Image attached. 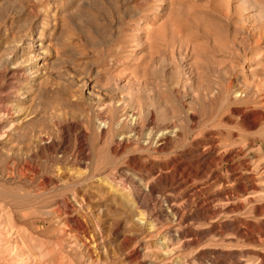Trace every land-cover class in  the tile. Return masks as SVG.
<instances>
[{"label":"rangeland","instance_id":"1","mask_svg":"<svg viewBox=\"0 0 264 264\" xmlns=\"http://www.w3.org/2000/svg\"><path fill=\"white\" fill-rule=\"evenodd\" d=\"M3 106L0 264H264V0H0ZM178 158L204 174L177 190ZM204 203L214 214L186 226Z\"/></svg>","mask_w":264,"mask_h":264},{"label":"bare ground","instance_id":"2","mask_svg":"<svg viewBox=\"0 0 264 264\" xmlns=\"http://www.w3.org/2000/svg\"><path fill=\"white\" fill-rule=\"evenodd\" d=\"M35 1V0H34ZM29 2V1H28ZM32 2V1H31ZM45 2V1H44ZM43 2V3H44ZM41 3V2H40ZM27 4V3H26ZM20 5H22V3H20ZM23 6V5H22ZM44 6V5H43ZM42 6V7H43ZM25 7H26V5H25ZM29 7V6H28ZM15 8V7H14ZM35 9H37V11H38V8L36 7ZM43 9H44V7H43ZM25 10V9H24ZM45 10V9H44ZM22 11V10H21ZM47 11V10H46ZM45 11V12H46ZM19 12V11H18ZM20 13V12H19ZM23 13H24V11H23ZM28 13V12H27ZM46 16V15H45ZM26 17V16H25ZM39 17V16H38ZM34 18V17H33ZM64 18V17H63ZM29 19H31V18H29ZM40 19V18H39ZM57 19V18H56ZM66 20V19H65ZM39 21V20H38ZM57 21V20H56ZM61 23H62V21H60ZM60 24V23H59ZM43 25V24H42ZM59 26V25H58ZM53 27H54V25H53ZM21 28V27H20ZM45 28V27H44ZM23 29V28H22ZM36 29H37V26L35 25V26H33V27H31V29L29 30V34H30V38H31V43H32V46H36L37 48H40V46H41V42L39 41V36H37V37H34V35H35V33H39V31L37 30L36 31ZM20 30V29H19ZM17 31V30H16ZM27 31V30H26ZM44 38V37H43ZM54 40V39H53ZM18 41H20L19 39H18ZM258 41V40H257ZM21 42V41H20ZM26 42V41H25ZM31 43H29L28 45L30 46L31 45ZM49 44V43H48ZM16 45V44H15ZM21 45V44H20ZM51 45V44H50ZM15 47V46H14ZM31 47V46H30ZM51 47H52V45H51ZM27 48V47H26ZM32 48V47H31ZM28 49H30V48H28ZM35 49V48H34ZM24 50V47L22 46V47H19L18 48V51L19 52H22ZM43 50V49H42ZM58 51V50H57ZM31 52V51H30ZM48 52V51H47ZM46 52V53H47ZM59 52V51H58ZM12 53V52H11ZM32 53H34V52H32ZM37 53H39V51L37 52ZM60 53V52H59ZM19 54V53H18ZM17 54V55H18ZM21 54V53H20ZM41 54V53H40ZM32 55V54H31ZM23 56H25V55H23ZM56 56H57V54H56ZM55 56V57H56ZM12 57V56H11ZM33 57V56H32ZM38 57V56H37ZM45 57V56H44ZM59 57V56H58ZM23 58V57H22ZM21 58V59H22ZM26 60V59H25ZM28 60V59H27ZM12 61H13V59H12ZM30 61V60H29ZM31 61H33V60H31ZM50 61V60H49ZM41 62V61H40ZM48 62V61H47ZM16 63H17V61H16ZM50 63V62H49ZM15 64V63H14ZM9 65V64H8ZM44 65V63L42 62L41 64H39L38 63V65L36 64V67H35V71H34V73L36 74V75H38V74H40V72H42L41 71V68H42V66ZM22 66V65H21ZM28 66V65H27ZM18 67V66H17ZM23 67H25V66H23ZM19 68V67H18ZM27 71V70H26ZM46 71H48V70H46ZM29 72V71H28ZM22 75H23V73H22ZM47 76V75H46ZM25 77V76H24ZM37 77V76H36ZM35 78V77H34ZM42 78V77H41ZM59 78V77H58ZM23 79V78H22ZM38 79V78H37ZM58 80V79H57ZM19 81V80H18ZM40 82V81H39ZM59 82V81H58ZM15 85V84H14ZM20 85H21V83H20ZM50 85V84H49ZM23 86V85H22ZM88 86H90V85H88ZM20 87V86H19ZM91 87V86H90ZM17 88V87H16ZM21 88V87H20ZM24 88V87H23ZM30 87H25L24 88V90H23V94H25L26 96H25V98H28V96H30L29 95V93H28V89H29ZM12 90H14V89H12ZM22 91V90H21ZM16 93V92H15ZM18 94H20V92L18 93ZM16 95V94H15ZM99 98V97H98ZM120 98V97H119ZM29 99V98H28ZM57 99V98H56ZM76 99V98H75ZM122 99V98H121ZM120 99V100H121ZM23 100V99H22ZM74 100V99H73ZM94 100V99H93ZM124 101V100H123ZM122 101V102H123ZM107 104H108V102L107 101H105ZM17 103V102H16ZM16 103H14V104H16ZM24 103V102H23ZM22 103V104H23ZM30 103V102H29ZM105 103V104H106ZM19 104V103H18ZM21 104V105H22ZM28 104V103H27ZM100 104H102V103H100ZM104 105V104H103ZM10 107H11V109L10 110H12L13 108H12V106L11 105H9ZM16 106V105H15ZM15 106H13V107H15ZM19 106V105H18ZM96 106L97 105H95V108H96ZM99 106V105H98ZM4 107V106H3ZM111 108V105L110 104H108V105H104L103 106V108H104V110L106 111L108 108ZM5 108V109H4ZM4 108H1L0 109V124H1V122L2 121H4L5 119H6V117L8 118V117H10V115L8 114V111H7V109H6V107H4ZM100 108H101V106H100ZM20 109H21V107H20ZM122 109V108H121ZM15 110H16V108H15ZM16 111H18V110H16ZM53 111V110H52ZM104 111V112H105ZM116 111V110H115ZM11 112H14V111H11ZM62 112V111H61ZM107 112H109V111H107ZM106 112V113H107ZM159 112V111H158ZM27 113V112H26ZM25 113V114H26ZM13 114V113H12ZM15 114V113H14ZM61 114V113H60ZM63 114V113H62ZM104 114V113H103ZM17 115V114H16ZM26 115H29V114H26ZM106 115V114H105ZM108 115V114H107ZM123 115V114H122ZM133 115H134V113H133ZM15 116V115H14ZM24 116V115H23ZM30 116V115H29ZM67 116V115H66ZM136 116H137V114H136ZM176 117H177V115H176ZM18 118V117H17ZM21 118V117H20ZM23 118V117H22ZM25 118V117H24ZM23 118V119H24ZM97 118V117H96ZM126 118V117H125ZM27 119V118H26ZM164 119H165V117H164ZM10 120V119H9ZM14 120V119H13ZM110 120V119H109ZM125 120V119H124ZM173 120H175L174 118H173ZM6 121V120H5ZM107 120H106V118H104V117H99V118H97V126H98V128H99V132L101 133H103V128H105V127H108V125H106L107 124V122H106ZM134 121V120H133ZM138 121V120H137ZM164 121V120H163ZM168 121V120H167ZM26 122V121H25ZM124 122V121H123ZM174 122V121H173ZM13 123V122H12ZM96 123V122H95ZM117 123V122H116ZM127 123V122H126ZM16 124H17V122H16ZM19 124V123H18ZM26 124V123H25ZM24 124V125H25ZM109 124V123H108ZM173 124V123H172ZM10 125V124H9ZM8 125V126H9ZM14 125V123L12 124V126ZM22 125V124H21ZM58 125H61V124H58ZM112 125V124H111ZM117 125V124H116ZM5 126V125H4ZM11 126V125H10ZM62 126V125H61ZM14 127H15V125H14ZM18 127V126H17ZM110 127V126H109ZM108 127V128H109ZM155 127V126H154ZM170 127H171V125H170ZM12 129H13V127H11ZM10 128V129H11ZM57 128V127H56ZM78 128V127H77ZM81 128V127H80ZM111 128V127H110ZM165 128H168L167 126L165 127ZM173 128V129H172ZM16 129V128H15ZM64 129V128H63ZM152 129H153V127H152ZM171 129L172 130H174V132H176V131H178V127L175 125V123L172 125V127H171ZM170 129V130H171ZM3 130V129H2ZM9 130V129H8ZM7 130V131H8ZM14 130V129H13ZM151 130V129H150ZM165 130V129H164ZM167 130V129H166ZM171 130V131H172ZM17 131V130H16ZM154 130H152V131H149L150 133L151 132H153ZM163 131V130H162ZM169 131V130H168ZM15 132V131H14ZM85 132V131H84ZM83 132V133H84ZM161 132V131H160ZM165 132H167V131H165ZM3 133H5V131H3ZM3 133H1V130H0V144H3L5 141H4V137H3V135H6V134H3ZM101 133V134H102ZM133 133V132H132ZM149 133V134H150ZM168 133V132H167ZM170 133V132H169ZM177 133V132H176ZM179 133V132H178ZM3 134V135H2ZM85 134V133H84ZM135 134V133H134ZM149 134H145V135H148L147 136V138L148 137H150V135ZM153 134V133H152ZM83 135V134H82ZM144 135V136H145ZM164 135H165V133L164 132H161V133H159V136H157V137H164ZM33 136V135H32ZM39 136V135H38ZM44 136V135H43ZM127 136V135H126ZM126 136L124 135V136H122L119 140H123L124 138H126ZM137 136V135H136ZM166 136V135H165ZM178 136V135H177ZM34 138H38V137H34ZM49 139H51L50 137H49ZM142 139V138H141ZM171 139V138H170ZM169 139V140H170ZM32 140V139H31ZM39 140V139H38ZM148 141H149V139H147ZM51 141V140H50ZM49 141V142H50ZM7 142V141H6ZM42 142V141H41ZM85 142V141H84ZM123 142V141H122ZM163 142V141H162ZM8 143V142H7ZM6 143V144H7ZM86 144V143H85ZM120 144H122L121 142H120ZM154 144V143H153ZM193 144V143H192ZM4 145V144H3ZM35 145V144H34ZM128 145H129V143H128ZM140 145V144H139ZM2 146V145H1ZM48 146V145H47ZM118 146V145H117ZM119 146H121V145H119ZM125 146V145H124ZM5 147V146H4ZM15 147V146H14ZM204 147V146H203ZM6 148V147H5ZM18 148V147H17ZM30 148V147H29ZM201 148V147H200ZM207 150H210V149H213L214 148V146H213V144H208V146H207ZM2 149H4V148H2ZM16 149V148H15ZM86 149V148H85ZM115 149V148H114ZM204 149H206V147L205 148H203V150ZM17 150H19V148L17 149ZM25 150V152H26V149H24ZM1 151V150H0ZM5 151V150H4ZM81 151V150H80ZM83 151V150H82ZM205 151V150H204ZM214 151V150H213ZM3 152V151H2ZM115 152V151H114ZM211 152V151H210ZM230 152V151H229ZM11 153V152H10ZM15 153H16V151H15ZM28 153H29V151H28ZM201 154L203 153V152H200ZM12 154H13V152H12ZM16 154H18V153H16ZM30 154H28V156H29ZM183 155V154H182ZM207 155H208V153H207ZM220 155H222V154H220ZM24 156V155H23ZM84 156V155H83ZM197 156H199V155H197ZM30 157H32V156H30ZM37 157V156H36ZM74 157V156H73ZM182 157H184V156H182ZM190 156H188V158H189ZM205 157V156H204ZM225 157V156H224ZM191 158V157H190ZM231 158V157H230ZM47 159V158H46ZM186 159V158H185ZM84 160V159H83ZM218 160V159H217ZM245 161V160H244ZM16 162V161H15ZM185 162V161H184ZM243 162V161H242ZM247 162V161H246ZM14 163V162H13ZM192 162H188L187 164V167L189 168V169H187L186 171H185V169H184V167H183V162H182V160L180 159V158H178L175 162H174V166H173V171H174V178L177 180V182L179 183L178 184V186L176 187V189L177 188H179L180 186H182L181 184H180V182H182V180H184V181H188V180H190L191 178H193L192 176H196V175H198L199 173H200V171L198 170V168H197V171H195L194 169L193 170H191V166L193 165V164H191ZM249 163V162H248ZM151 164V163H150ZM201 164V163H200ZM210 164V163H209ZM241 164V163H240ZM14 165V164H13ZM59 165V164H58ZM211 165V164H210ZM242 165H245V167H247L248 165H247V163H244V164H242ZM241 165V166H242ZM23 166V165H22ZM21 166V167H22ZM195 166V165H194ZM240 166V165H239ZM238 166V167H239ZM13 167V166H12ZM20 167V168H21ZM151 167H153V166H151ZM237 167V168H238ZM9 168V167H8ZM141 168V167H140ZM186 168V167H185ZM206 168V167H205ZM208 168V167H207ZM242 168V167H241ZM233 169V168H232ZM238 170V169H237ZM57 172H55L54 173V176H52V177H49V178H46L47 180H48V182L51 184V186H52V188L54 187V186H56V185H58L59 186V184L60 183H62L61 181H60V179L61 178H58L60 175V173L62 172H64V170L63 169H61L60 167L59 168H57V170H56ZM80 171V170H79ZM189 171H192V172H189ZM205 171H208V170H205ZM233 171V170H232ZM6 172V171H5ZM54 172V171H53ZM53 172H52V175H53ZM203 172H204V170H203ZM243 172H244V170H243ZM248 172V171H247ZM61 173V174H62ZM67 173H68V171H67ZM75 173H77V171H70L69 170V174H71L70 175V178H71V176H78V174H76V175H74ZM80 173V172H79ZM210 173V172H209ZM109 174V173H108ZM201 174H204V173H201ZM201 174H199L200 176H201ZM241 176H243L245 179L246 178H248L249 180H254V177L252 176V175H242L241 173H239ZM246 174V173H245ZM248 174V173H247ZM5 175V174H4ZM3 175V176H4ZM59 175V176H58ZM80 175V174H79ZM206 175H209V174H206ZM213 175V174H212ZM237 175V174H236ZM69 176V175H68ZM109 176V175H108ZM203 176V175H202ZM205 176V175H204ZM203 176V177H204ZM217 176V175H216ZM229 176V175H228ZM238 176V175H237ZM7 177H11L9 174H6V178ZM13 177H14V174H13ZM198 177V176H197ZM197 177H196V180H198L197 179ZM202 177V178H203ZM239 177V176H238ZM21 178V177H20ZM19 178V179H20ZM201 178V179H202ZM236 178V177H235ZM234 178V179H235ZM240 178H242V177H240ZM18 179V180H19ZM28 179V178H27ZM42 179V178H41ZM173 179V178H172ZM217 179V178H216ZM237 179V178H236ZM235 179V180H236ZM239 179V178H238ZM66 180H68V179H66ZM71 180V179H70ZM98 180V179H97ZM96 180V181H97ZM209 180V179H208ZM218 180V179H217ZM241 180V179H240ZM30 181V180H29ZM44 181H45V179H44ZM60 181V182H59ZM65 181V180H64ZM193 181V179L191 180V182ZM214 181V180H213ZM9 182V181H8ZM22 182V181H21ZM47 182V183H48ZM99 182V181H98ZM101 182V181H100ZM190 182V183H191ZM197 182H201V181H197ZM236 182V181H235ZM48 183V184H49ZM149 183V182H148ZM189 183V182H188ZM46 184V183H45ZM45 184H43L44 186H45ZM100 184V183H99ZM103 184V183H102ZM184 184V183H183ZM185 184H186V182H185ZM194 184H195V182H194ZM193 184V185H194ZM197 184V183H196ZM195 184V185H196ZM220 184V183H219ZM226 184V183H225ZM106 185V184H105ZM213 185V184H212ZM222 185V184H221ZM228 185H229V183H228ZM228 185H226V186H228ZM232 185V184H231ZM101 186V185H100ZM147 186V185H146ZM149 186H150V183H149ZM198 186V185H197ZM205 187H207L208 188V186H204V187H201V188H204L205 189ZM42 188V187H41ZM44 188V187H43ZM150 188V187H149ZM181 188V187H180ZM219 188V187H218ZM116 189V188H115ZM238 189V188H237ZM242 189V188H241ZM244 189V188H243ZM43 190V189H42ZM42 190L40 189V190H37V189H35L34 190V192H31V194L32 195H36V196H38L39 194H41L42 193ZM46 190V189H45ZM49 190V189H48ZM178 190V189H177ZM199 190L200 191H203V189L201 190L200 188H199ZM199 190H194L193 192H191L190 194H187L186 196H185V201L183 202L182 201V203H190L191 202V198L193 197V196H195V195H198L200 192H199ZM206 190V189H205ZM114 191V190H113ZM112 191V192H113ZM117 190H115V192H116ZM244 191V190H243ZM125 192V191H124ZM175 192V191H174ZM204 192V191H203ZM209 192V191H208ZM110 193H111V191H110ZM188 193V192H187ZM198 193V194H197ZM173 194V193H172ZM231 194V193H230ZM119 195V194H118ZM121 195H123V194H121ZM233 195V194H232ZM232 195H231V198H232ZM62 197V196H61ZM79 194L78 193H76V192H72L71 194H70V198H71V201L73 200L74 201V204L73 205H77V207H78V205L80 206L81 204H80V201H79ZM84 197V196H83ZM226 197H230V195H227ZM225 197V198H226ZM67 198V197H66ZM69 198V199H70ZM82 198V197H81ZM81 198H80V200H81ZM19 198H17V200H18ZM62 199V198H61ZM84 199V198H83ZM83 199L81 200V202L82 203H84L83 202ZM228 199V198H227ZM230 200V199H229ZM228 200V201H229ZM20 201V200H19ZM59 201H61V200H59ZM227 201V202H228ZM65 202H66V200H65ZM133 202V201H132ZM73 203V202H72ZM226 204V203H225ZM230 204V203H229ZM70 204H67V206H69ZM83 205V204H82ZM192 205V204H191ZM210 205V203H207V206L208 207H206V203H204V206H205V208H203V209H201V211L200 212H198V214L195 216V217H191L190 219H188L189 220V224H185L186 226H189L190 224H191V222L193 221V220H195L196 218H198V216H211V215H213L214 214V208H213V206H209ZM66 206V205H65ZM71 206V205H70ZM187 206V205H186ZM203 206V207H204ZM230 206V205H229ZM60 207H62L61 205H60ZM64 207V206H63ZM73 207V206H72ZM181 206L179 205V203L177 204V203H172V211H173V216H174V219L177 221L176 223H177V225L179 226V228H177V232L179 233V237H180V239L182 238L183 240L181 241V242H183V243H185V244H192V243H195V242H197L198 241V239H200L199 238V232H197V231H194V229L192 230L191 228H189L187 231H185V233H184V230H182V229H180V224H182V222H183V220H184V215H183V212L181 211V208H180ZM191 207V206H190ZM50 208V207H49ZM69 208H71V207H69ZM80 208V207H79ZM218 208V207H217ZM48 210V209H47ZM87 210V209H86ZM43 211V210H42ZM71 211V210H70ZM189 211V210H188ZM187 212V211H186ZM217 213V212H216ZM56 214V213H55ZM69 214V213H68ZM73 214V213H72ZM138 216V215H137ZM63 217V216H62ZM69 217V216H68ZM139 217H140V215H139ZM139 217H138V219H139ZM172 217V216H171ZM204 217H202V218H204ZM188 218V217H187ZM207 218V217H206ZM58 219H60V218H58ZM199 219V218H198ZM140 220H141V218H140ZM167 220V219H166ZM142 221V220H141ZM170 221V220H169ZM173 221V220H172ZM191 221V222H190ZM196 223V222H195ZM66 224V223H65ZM176 225V224H175ZM192 225V224H191ZM79 226V225H78ZM241 226V225H240ZM177 227V226H176ZM182 227V226H181ZM236 227H237V232L236 233H238L239 234V236H247V235H249L248 233H249V229L248 228H250V226H247L246 228H244V229H242L241 227H239V226H235V229H236ZM152 228H153V226H152ZM187 228V227H186ZM234 229V230H235ZM196 230V229H195ZM236 231V230H235ZM253 231V230H252ZM87 234V233H86ZM174 235V234H173ZM88 236H90V235H88ZM87 236V237H88ZM86 237V238H87ZM91 237H93V236H91ZM91 237L89 238V239H91ZM89 239L87 240V242H89ZM94 239V238H93ZM179 239V238H178ZM92 240V239H91ZM93 241V240H92ZM94 241H96V240H94ZM97 245H98V243H96L95 242V244L93 245V246H96V248H97ZM178 245H180V243L178 244ZM99 247V246H98ZM134 250V249H133ZM234 254V253H233ZM233 254H229L228 256H227V259H228V261L226 262L225 260L223 261V262H216L215 264H242V260L240 259V258H238V257H236V256H234ZM93 256V255H92ZM224 257V256H223ZM101 258V257H100ZM225 258V257H224ZM222 259V258H221ZM226 259V258H225ZM99 260V259H98ZM218 260V259H217ZM219 261H221V260H219ZM181 262V261H180ZM261 262H263L264 263V257L262 256L261 257Z\"/></svg>","mask_w":264,"mask_h":264}]
</instances>
